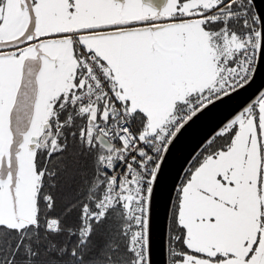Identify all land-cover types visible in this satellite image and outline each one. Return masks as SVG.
I'll list each match as a JSON object with an SVG mask.
<instances>
[{
	"label": "snow or ice",
	"instance_id": "1",
	"mask_svg": "<svg viewBox=\"0 0 264 264\" xmlns=\"http://www.w3.org/2000/svg\"><path fill=\"white\" fill-rule=\"evenodd\" d=\"M262 77L258 0H0V264H264Z\"/></svg>",
	"mask_w": 264,
	"mask_h": 264
},
{
	"label": "water",
	"instance_id": "2",
	"mask_svg": "<svg viewBox=\"0 0 264 264\" xmlns=\"http://www.w3.org/2000/svg\"><path fill=\"white\" fill-rule=\"evenodd\" d=\"M258 3H264V0H258ZM264 84V77L260 80H257V84L254 87ZM251 91V90H250ZM244 97L239 98L238 100L233 101V105L238 104L243 100ZM230 108L221 107L218 110L213 111L212 113L202 117L196 121L180 138V141L177 143L173 154H172V165H176L178 161H182L188 157L197 145L204 139V137L212 130L213 127L221 120L225 115H227ZM172 174V169L169 170V175ZM165 183H168L166 179ZM166 217L165 209L163 203L157 209L155 221H154V232L157 245V254L155 260L157 264L161 261V256L159 254V247L164 238L165 228H166Z\"/></svg>",
	"mask_w": 264,
	"mask_h": 264
}]
</instances>
